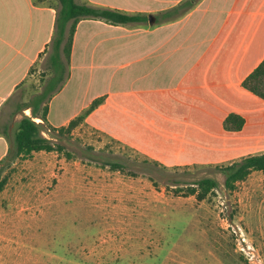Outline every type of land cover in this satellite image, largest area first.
Instances as JSON below:
<instances>
[{"label":"crops","instance_id":"1","mask_svg":"<svg viewBox=\"0 0 264 264\" xmlns=\"http://www.w3.org/2000/svg\"><path fill=\"white\" fill-rule=\"evenodd\" d=\"M76 1L148 21L79 20L62 85L60 1L0 0V159L23 117L44 123L48 106L45 124L60 128L103 95L84 123L164 165L263 151L249 149L264 141V100L242 81L264 58V0ZM230 112L246 117L242 130L224 129Z\"/></svg>","mask_w":264,"mask_h":264},{"label":"rangeland","instance_id":"2","mask_svg":"<svg viewBox=\"0 0 264 264\" xmlns=\"http://www.w3.org/2000/svg\"><path fill=\"white\" fill-rule=\"evenodd\" d=\"M62 64L64 85L63 51ZM45 128L56 150L0 159V264H249L240 229L264 262V172L230 190L217 167L229 162L167 166L86 123ZM206 176L220 186L186 195Z\"/></svg>","mask_w":264,"mask_h":264},{"label":"trees","instance_id":"3","mask_svg":"<svg viewBox=\"0 0 264 264\" xmlns=\"http://www.w3.org/2000/svg\"><path fill=\"white\" fill-rule=\"evenodd\" d=\"M61 9L57 18V27L60 33L59 42L62 41V51L65 53L67 61H70L73 37L79 20L83 18L102 19L115 25H128L148 21V17L142 13H130L127 11L114 9L110 7L93 6L87 3H78L76 0H59ZM195 0H186L180 6H192ZM177 10L176 8L173 10ZM167 12L171 14V12ZM67 38V40H66ZM64 70V65L62 64ZM62 70V71H63ZM64 75L62 74V82ZM242 86L264 100V58L260 63L243 79ZM105 101V96L97 97L85 108L79 115L71 119L66 126L60 128L48 126L51 130L58 133H70L75 127L85 122L88 115ZM48 106L44 107L42 116L43 122H37L32 117L25 116L19 123V128L15 135V148H10L8 154L1 160L7 158L15 159L17 157L29 158L34 152L40 150H56V145L50 138L43 135L45 123L47 120ZM33 109V116L36 117ZM246 117L238 112H230L223 120V127L227 131H240L246 124ZM155 162L160 163L155 160ZM108 165L117 168L118 162H110ZM225 175V187L233 190L239 181L245 180L253 171L264 172V150L258 153L243 155L238 159L230 161L226 165H218ZM220 186V182L210 176L197 179L188 187L186 195H196L199 201L205 200L213 190Z\"/></svg>","mask_w":264,"mask_h":264},{"label":"built area","instance_id":"4","mask_svg":"<svg viewBox=\"0 0 264 264\" xmlns=\"http://www.w3.org/2000/svg\"><path fill=\"white\" fill-rule=\"evenodd\" d=\"M238 248L245 256L249 264H264L259 250L256 248L254 241L249 238L246 232L240 229L238 234Z\"/></svg>","mask_w":264,"mask_h":264},{"label":"water","instance_id":"5","mask_svg":"<svg viewBox=\"0 0 264 264\" xmlns=\"http://www.w3.org/2000/svg\"><path fill=\"white\" fill-rule=\"evenodd\" d=\"M150 21L152 22V17H150Z\"/></svg>","mask_w":264,"mask_h":264}]
</instances>
